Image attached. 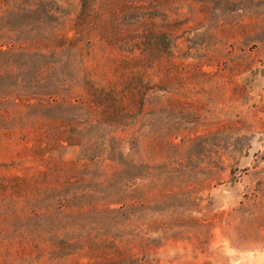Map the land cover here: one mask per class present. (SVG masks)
Returning <instances> with one entry per match:
<instances>
[{
	"label": "rangeland",
	"instance_id": "374dc122",
	"mask_svg": "<svg viewBox=\"0 0 264 264\" xmlns=\"http://www.w3.org/2000/svg\"><path fill=\"white\" fill-rule=\"evenodd\" d=\"M160 1L172 32L148 73L161 90L116 132L129 156L74 165L59 159L77 147L51 158V109L17 104L23 59L1 45L0 10V264H264V0ZM78 4L19 37L67 29ZM82 47L89 68L116 55Z\"/></svg>",
	"mask_w": 264,
	"mask_h": 264
},
{
	"label": "trees",
	"instance_id": "16d2710c",
	"mask_svg": "<svg viewBox=\"0 0 264 264\" xmlns=\"http://www.w3.org/2000/svg\"><path fill=\"white\" fill-rule=\"evenodd\" d=\"M78 3L79 9L67 29L51 36L20 38L23 31L32 30L29 26L59 19L57 13L63 12L69 0H0L7 33L1 45L8 52L17 50L23 59L17 60L21 90L16 97L23 114L51 109V158L59 157L58 152L66 146L79 148V154L74 161L59 159V164L99 159L120 162L129 153H124L116 132L132 124L149 92L161 90L160 83H154L148 73L149 60L158 64L167 54L159 34L163 31L171 36L173 23L160 0ZM95 38L105 52L110 49L116 55H107L89 68L82 46ZM136 50L139 55L134 54ZM51 53L56 60H42ZM50 70L51 80L47 81L43 75ZM56 110L68 115L56 116ZM61 170L62 165L52 169L56 174H51V198L64 207L66 198L57 192L72 181L71 177L61 176ZM52 246L56 249L58 244L51 241Z\"/></svg>",
	"mask_w": 264,
	"mask_h": 264
}]
</instances>
